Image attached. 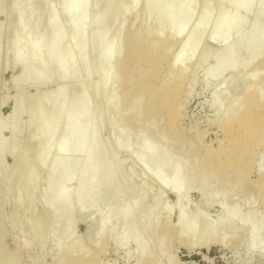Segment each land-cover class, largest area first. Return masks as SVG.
Returning <instances> with one entry per match:
<instances>
[{
	"label": "bare ground",
	"instance_id": "6f19581e",
	"mask_svg": "<svg viewBox=\"0 0 264 264\" xmlns=\"http://www.w3.org/2000/svg\"><path fill=\"white\" fill-rule=\"evenodd\" d=\"M3 1L0 0V15L4 14L2 9L5 10ZM110 1L69 0L59 12V7L53 2L50 4V0H10L8 11L18 13L13 22L16 32L9 49L10 63L20 68L19 77L11 81L15 86L29 83L38 86L31 95L16 91L11 97L9 114L0 117V264H15L21 260L20 249L9 253L4 245L7 224L13 230L26 225L25 231H21L19 238L14 237V241H20L25 248L35 243L39 251L35 258H43V247L46 242H51L57 264H103L98 259L103 252L102 244L90 256L88 250L85 252L83 239L97 245L105 233L118 249L132 247L135 264L169 262L171 257L166 253L171 238L189 248L197 244L199 228L211 222L206 214L198 213L199 206L206 204L218 208V223L212 225V233L203 245L208 247L217 243L224 247L230 241L226 236L231 231L238 234L234 237L236 243L245 242L250 249L257 248L264 253V216L259 212L264 198L261 203L252 200L256 198H253L254 194H261L255 187H261L264 192V150L255 153L256 148L264 147V108L259 112L255 110L264 107L261 105L264 89L259 87L261 75L258 73L264 71V60L247 73L257 51L264 50V32L256 39L253 32L255 24L264 22V11L262 15L257 12L246 32L245 39L255 41L250 52L234 58V49L239 46L235 41L225 49L220 47L213 51L217 44L227 39L226 31L236 12L241 11L242 23L264 6L263 0L255 4L249 0H217L212 5L210 0H201L196 17L195 0H143L142 15L146 20L153 17L154 24H149L150 29L147 24L146 30H132L129 23L126 34H123L126 19L121 16L122 11L134 7L138 0H112L114 4L108 8ZM224 1L229 8L225 11L227 14L208 33L209 36H203L206 46L198 51L202 34L196 30L199 35L196 36L193 28L201 32L200 29L206 27V17ZM56 2L62 5L61 0ZM175 3L181 5V11L169 9ZM94 8L99 10L93 13ZM182 10L187 12L183 21ZM60 16L66 17L64 26L56 22ZM190 23L193 28L188 30ZM72 27L76 30L67 34V45L79 43L78 48L69 52L65 45L56 51L59 38ZM3 29L0 25V35ZM91 36L94 37L92 41ZM92 46H96L97 54L92 60L89 58L96 51L88 55L85 64L87 69L97 66L96 81L91 83L93 86L89 85L79 73L82 89L72 98L68 97L69 68ZM121 46L125 47L123 51ZM52 62L56 63L54 67ZM240 62L242 69L235 71ZM203 66L202 81L206 87L218 81L222 83L221 78H225L222 83L225 92L214 98L210 105L214 115L212 122L218 119L226 122L235 117L237 125L225 131V146L220 145L222 148H215L214 152L208 151L197 138L198 134L193 135L198 146L190 141L183 145L182 140L180 149L171 151L174 143L171 138L168 140V135L177 140L194 131L183 125V109L191 95L189 85L194 81L195 72ZM120 72L123 74L118 79ZM56 79L60 83L50 92L38 88ZM240 79L244 80L242 88L233 92ZM90 97L96 99L93 101L96 105L82 111L83 103ZM52 98H59L61 104L70 103L71 108L53 117L56 106L49 104ZM25 114L23 122L21 116ZM78 114L80 118L76 120ZM85 118H89L86 129L81 123ZM61 119L65 121L64 131L57 147L50 150L56 136L54 128ZM99 122L100 126L102 122L109 125L108 137L102 138L104 126L99 129ZM27 128L33 131L22 142L20 136ZM3 131L10 133L8 138L1 136ZM38 136H42L40 140H37ZM5 154L12 158L10 165L3 162ZM128 161L139 169L136 170L133 163L126 167ZM99 162L103 163L101 172H97ZM45 168L48 174L45 173V183L41 178L44 185L39 188L37 182ZM250 169L256 170L257 181L249 180ZM65 170L70 173L64 183L52 186L54 180L64 178ZM167 178H171L169 186ZM149 181L171 195L173 205L160 204L158 189V194L147 197ZM241 182H249L250 186H240ZM190 191L198 193L200 199L188 215L186 207ZM9 200L14 202L15 208L6 216L3 208ZM89 200H94L93 204L88 205ZM38 204L43 210L34 217ZM171 207L175 211L173 223H170ZM98 209H101L100 213ZM224 218L228 222L224 227L228 233L220 232V229V233L215 232ZM78 222L86 225L83 237L74 236ZM199 223H202L200 227ZM233 235L229 234L230 237Z\"/></svg>",
	"mask_w": 264,
	"mask_h": 264
},
{
	"label": "rangeland",
	"instance_id": "374dc122",
	"mask_svg": "<svg viewBox=\"0 0 264 264\" xmlns=\"http://www.w3.org/2000/svg\"><path fill=\"white\" fill-rule=\"evenodd\" d=\"M5 1L2 2V4L5 5V7H4L5 10L2 9L4 11V14L2 13L0 15V25L4 28L3 33L0 35V77L2 78L1 79L2 82L0 83V117L7 116L9 114V112L11 110V97L16 93V91H23L24 93L31 95L35 92V89H37V86H38L34 83H29V84L21 85V86H15L14 83L11 81V80L15 79L16 77H19V75H20V68L17 66L14 67L10 63L11 54L9 52V49L11 47V39H12L14 33L16 32V28L13 26V22L18 17V13L16 11L9 12L8 10H9L10 0H5ZM61 1H62V5H60L59 2H58V4H59L58 5L56 0H50V4L53 2L54 5L59 7V8H57L58 11L62 12L64 5L69 0H61ZM195 1L197 3L196 4L197 8L195 7V9H194L195 13L194 12L193 13L196 17L200 11L199 6L201 5V3H200L201 0H198V2H197V0H195ZM216 1L217 0H210L209 4L212 5ZM249 1L251 4H255L259 0H249ZM226 2L227 1L222 2L220 4V7L217 10L210 12V14L206 17V27L204 29H200L201 32L198 30V28L194 29L193 26H191V23H190L189 27H187L188 30L193 28V32L196 36L198 35V33H196V30L202 34V36H200V38H201L200 40L202 41L201 43L203 45L200 42H198V46H199V47L197 46L199 48L198 51L206 46V44L204 43V40H202V39H204L205 36H209L208 33L211 32L215 28V26H217V24L221 21V19L225 16V14H227V13H225V11H226V9L228 10L229 8L225 6V4L227 5ZM138 3H139V5H138ZM113 4L114 3L111 0L108 3V8L112 7ZM142 4H143V0H140V1L138 0L137 4L134 7H128V8L123 9L122 13L124 12L126 14L125 15L123 13L121 15L126 19V20H124V21H126L125 22L126 24L124 23L125 26H124L123 34H126L127 30L129 29L128 28L129 23H130V26H132V30H139L140 28H141L140 30H143V28H144V30H146L147 29L146 27L149 26V24L151 25L154 22V21L152 22L153 17L149 18L148 20H146L144 18V15H142L143 14ZM6 5H7V8H6ZM263 5H264V0H263ZM2 8H3V5H2ZM169 9L174 10V11L175 10L181 11L182 7L179 3H175V4H172ZM98 10L99 9L94 8L93 13L97 12ZM263 11H264V6L261 9H258V11H256L255 15L253 13H251L249 15V17H247V19L242 23L240 22V18L242 17L241 16L242 13H241V11H237L236 15H235L236 17L232 20L233 21L232 24L228 27V29L226 31L227 32V39L220 42L219 44H217L213 48V51H215V50L217 51L218 49H220V47L221 48H224L225 46L228 47L229 45H231V42L233 44V42L235 41V42L239 43V46L236 47L237 48L236 50L234 49V53H235L233 56L234 58H238V57L240 58L243 53L250 52V50H252L254 48V42L255 41L254 40L249 41V40L245 39V37H246L245 35H246L247 30L253 24L255 17L257 16V12H260V15H262L261 12H263ZM182 13H183V15L181 17L182 18L181 20L183 21V18H185L187 16V12L185 10H182ZM135 18H136V21H135ZM65 21H66L65 16H60L56 20L57 24L60 26H64L65 24H63V23H65ZM147 22H149V23H147ZM151 26H153V25H151ZM151 26H149L148 29H150ZM190 26H191V28H190ZM75 30H76V28L72 27V28H69L63 32V35L61 36V38H59L57 47L55 49L56 51L59 50L60 48L64 47L65 45H67V37H66L67 34L70 31L73 32ZM253 32L255 33V39H256L261 33L264 32V22H260V23L255 24ZM110 33L112 34V32H110ZM111 34H110V36H111ZM89 39H90V41H92L94 39V37L91 36ZM78 46H79V43L70 42L67 45V50L69 52H71V51L77 49ZM120 49H121V51H123L125 49V47L121 46ZM94 52H95V54L93 55ZM197 53L198 52H196V54H194L193 61L196 59ZM96 54H97L96 46H92L89 51L83 52L80 59L78 61L74 62V64H72L70 66V68H69L70 74L68 73L69 78H70L69 79L70 85L66 89V93H67L68 97L72 98L73 95H75L76 93H78L82 89V87H81L82 78L79 77V73L83 74V78H85V80L87 79V83H89V85L93 81L94 82L96 81L95 79L97 78V76H95V74L97 75V71H96L97 66H93V69H87L86 64H85V61L88 60V55L89 56L93 55V57L89 58V60L90 59L92 60ZM233 57L231 56V58H233ZM233 60H235V59H233ZM263 60H264V50H261V52L257 51V56L255 57V59L250 61V66L247 68V73L252 70L251 67H253L254 65H258V64L262 63ZM228 62H229V60H228ZM55 64H56L55 62H52V67H54ZM164 69H165V67H164ZM239 69L240 70L242 69V62L237 64L235 71H237ZM240 70H239V72H240ZM203 73H204V66L199 67L197 69V71L195 72L194 81L191 85H189L191 95H189L187 97V100L185 102L184 109H183L185 112V116L183 119V125L188 127V128L190 127V130H194V131H192L193 133L189 132V134L191 136L190 135L186 136L185 137L186 140H184L185 138H179L177 140L176 139L173 140V137H170V135H168V137H169L168 140L171 138L170 141L172 143H174L173 145L171 143V145L174 146L173 148H171L172 149L171 151L176 150V149H180L179 146L180 145L182 146V144H181L182 140H183V145L185 142L190 141V142H193L194 145L198 146L197 144H195V141H194L195 137H193V135L195 136L196 134H198V135H196L197 138H199L201 143L207 147L208 151L212 152V150H213V152H214L216 149H219L221 146L222 147L225 146V141H224L225 131H227L231 127L235 128L237 125V119L235 117L232 118L230 121H226V122L224 121L225 119H218L216 122H212L214 119L213 118L214 115H213V109L210 107V105L214 101V98H219L220 95L223 92H225V90H224L225 88H223L225 85L224 84H223L224 86L222 85V83H224V81H225V78L224 79L221 78V80L223 81L222 83H220L221 81H218L217 84L207 85L208 87H206L202 81ZM258 73H260L259 75H261V81H259V84H260L259 87L264 89V71L258 72ZM122 74L123 73H121V72L117 74L118 79L121 78ZM256 76H257V74H256ZM255 79H257V78L255 77ZM59 83L60 82L57 79L56 80H50L49 82L47 81V82L41 84L38 88L41 89L42 91L50 92L54 87L58 86ZM219 83L221 84V86ZM243 84H244V80H241V79L237 80L233 92H238L240 90V88H242ZM92 86H91V91L93 90ZM116 87L117 86H114V88H116ZM87 90H90V89H87ZM118 90L119 89H116V91L115 90L114 91L118 92ZM88 92H89V94L91 93L90 91H88ZM97 93H99L98 89H97ZM94 97H95V95H94ZM94 97L88 98V100L85 101V103H83L82 111H83V109L86 111V110L90 109L93 105H96V103L95 104L93 103V101L96 102V99L95 100L92 99ZM263 99H264V97H263ZM263 99L261 102L262 106H264V100ZM49 104L51 106H56V110L53 111V114H52L53 117L57 116V114L59 112L64 111V110H69V108H71L70 103H68V102H66L65 104H61L59 98H52L50 100ZM260 108H264V107H256L255 110L257 112H259ZM82 111L80 110L79 112L81 113ZM79 118H80V114L75 116L76 120H78ZM25 119H26V114L21 116V121L24 122ZM103 122H102V126H104V127L100 126L101 125L100 122L97 125V127L98 128L100 127L99 129H101V127H102L101 135H102V138H105V137H108L110 128L108 127L109 125L107 126V124L103 125ZM81 123L83 125L82 128L86 129V127L89 125V118L83 119L81 121ZM64 126H65L64 119H61L60 122L55 126L54 131L56 133L55 134L56 136H55V139H53V142L50 146V150H52V148H54V147H57V144H59L60 134L64 131ZM32 131H33L32 128L25 129L20 136L21 141L25 142V139L27 138L29 133ZM101 131H99V132H101ZM9 135H10V133L8 131H3L1 134V136L5 139L8 138ZM81 135H83V131H82ZM189 136H190V139L188 140ZM39 137H42V136H38L37 140L39 139ZM103 140L104 139H102L101 141H103ZM175 141H176V143H175ZM222 142H223V145L220 144ZM175 144L178 148L175 147ZM263 150H264V147L263 148H256L255 153L263 152ZM184 151L185 150L183 148V152ZM183 152H182V154H183ZM204 157L205 156H202L201 159H204ZM262 158H263L262 160H264V153L262 155ZM3 160H4L3 162L5 165H10L12 163V158L9 156V154H5L3 156ZM141 160H142V158H141ZM141 160L139 159V161H141ZM132 163L133 162H130V161L126 162L125 163L126 167H130V164L132 166ZM133 165L135 166L136 170L139 169V167L137 165H135L134 163H133ZM97 166H98L97 172H101V170L103 168V163L99 162L97 164ZM250 170H249L250 175H248L249 180L252 182L257 181L258 180V174H257L256 170L255 169H250ZM68 171L69 170H65L63 179L54 180L51 185L54 187L55 186L57 187V185L58 186L62 185L64 183L65 178L70 173ZM42 172L43 173H41L40 181L37 182V186L39 188L41 186H43L45 183L44 179L46 177H44V176H45V173H46V175L48 174L47 168H45ZM42 177H43L42 181L44 183L41 181ZM167 180H168V182H166V184H168V186H169V184H170L169 181H171V178H169V179L167 178L166 181ZM242 184L246 185V186H250L249 182H245V183L241 182L240 186H242ZM150 187L152 190L149 189ZM147 188H148L147 194H146L147 197L153 196L154 194H158L160 192L159 193L160 199L158 200L160 202V204L167 202V204L170 203L171 205H173L174 198L171 195L169 196V194H167L166 192L159 190L154 184H152L151 181H149V186ZM157 189H158V193L156 192ZM252 189H253V187H252ZM255 190H256V192L260 191L261 194H258L257 196H256V194H254L253 198L254 197H256V198L252 199V200H254V201L258 200L257 202L261 203L260 201L263 200V198H264V196H263L264 194H262V193H264L263 189L258 186V188L255 187ZM199 199H200V195L198 193H196L194 191L189 192V194H188V201L189 202H188V207H186L188 209V210L186 209V213L188 215L191 214V209L195 205H197V203L199 202ZM93 202H94V200H89L88 205L93 204ZM103 205H101V207H103ZM106 205L107 204H105V206ZM263 205H260V207H259V212L261 215L263 214L262 216H264V206ZM14 208H15L14 202L13 201L11 202V200H9L3 208L4 215L7 216V215H10L11 213H13ZM199 208L200 209H198L199 210L198 213L201 214L202 216H205V214H206L208 216L206 218L209 219V217H210L211 219H209V221H211V222H208V224H204L205 226L202 223H199L198 226L200 227L202 224V226H201L202 228L201 227L199 228V235L196 239L197 244H195V246H193L191 248H189L186 244L179 243L178 241H176L174 239L172 240V238H171L169 240L171 242L168 241V245H167L168 251L166 253L169 255L167 257H169V258L171 257L169 259V262L172 261L173 264H179V263L180 264L181 263H183V264H264V253L259 251L257 248H251L250 249L245 242L236 243L235 242L236 238H234V237H237L238 234L235 232L232 233L231 231H229V234L231 233V235H233L235 233V235H233L231 237L229 236V234L228 235L226 234L227 240L229 238L230 241L228 240L229 243H227L224 247L222 245L217 244V243L210 244L208 247L203 245L202 243L204 241H206L209 238L208 236H210L212 233V230H211L212 225H215V222L218 223V220H217L218 208L216 206L210 207L207 204L201 205V206H199ZM20 210L23 214L24 208L21 207ZM36 210L37 211H35V214H34V212H33L34 215L32 214L34 217H35V215L37 216L42 212L43 206L41 204L36 205ZM100 210L101 209H98V212ZM172 210H174V207H171L170 223H173L175 220V211H172ZM38 211H39V214H38ZM188 211H190V212H188ZM200 211H201V213H200ZM30 215L31 214H29V213L25 214V216H30ZM188 215H187V218H188ZM190 217H191V215H190ZM192 218H190L191 221L193 220ZM215 218H216V220H215ZM213 220H214V222H213ZM188 221H190V220H188ZM227 223L228 222H227L226 218L222 219V221L219 223V227H217L214 231L216 232V230H217V233H218L219 229H220V232H222L224 230L226 233L228 230L226 231L224 229V227L226 226ZM210 224H211V226H210ZM24 226L26 227V225H24ZM24 226L21 225L22 230L21 229L20 230H18V229L13 230L10 228L9 224H7L5 226L7 234H6V237L4 239V245L6 247L7 252L16 253L20 249L19 253L21 254L20 255L21 260H18L19 263L17 261V263H15V264H57L54 260L55 255L51 249V242L48 241L45 243V245L43 247L44 255H43V258L40 259V258H35V257H37L36 255L39 256V251H38L37 245L35 243L32 242V244L29 245L31 247L34 244L32 246V249H31L30 247L25 248V246H23V244L20 241H17L19 244L14 241V237H16V236L20 237L22 235V232L25 231ZM85 226L86 225H84L82 223H79V222L76 223L75 229H74V236L75 237H83V234L86 232ZM200 229L203 231H201ZM198 243L200 244V246ZM100 244H102L101 247L103 248V252L98 257V259L103 264H135L136 263V258L134 257L132 247L128 246L126 248L127 251L125 249H122V248L118 249V247L115 246L113 239L110 238L107 235V233H105L103 236H101L97 245L92 244L90 241H88V239H83V246H85L87 248V249L85 248L86 250L85 249L84 250L86 253H88V251H89L90 256L93 254L94 250L98 249V247L100 248V246H98ZM18 246H20V247H18ZM26 249H29V250H27L28 252L31 251L33 253V251H34V254L32 255L31 252L29 253V255L26 254V253H28V252H26ZM21 250H22V253H21ZM129 251H130V253H129ZM30 255H31V258H29ZM34 255H35V257H34ZM33 257H34V259H32ZM166 262L168 264H170L168 262V260H162L161 264H167Z\"/></svg>",
	"mask_w": 264,
	"mask_h": 264
}]
</instances>
